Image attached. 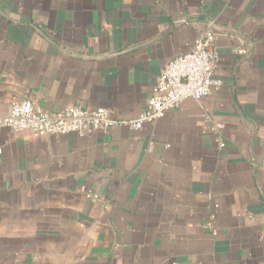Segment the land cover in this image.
<instances>
[{
	"label": "crops",
	"instance_id": "0c3cea01",
	"mask_svg": "<svg viewBox=\"0 0 264 264\" xmlns=\"http://www.w3.org/2000/svg\"><path fill=\"white\" fill-rule=\"evenodd\" d=\"M206 27L223 85L199 101L139 130L1 129L0 264H264V0H0V113L134 118Z\"/></svg>",
	"mask_w": 264,
	"mask_h": 264
},
{
	"label": "built area",
	"instance_id": "2783aa9c",
	"mask_svg": "<svg viewBox=\"0 0 264 264\" xmlns=\"http://www.w3.org/2000/svg\"><path fill=\"white\" fill-rule=\"evenodd\" d=\"M216 33L211 27L204 28L193 47L170 59L155 77L152 92L146 106L137 116L123 119L111 110L98 107L69 105L56 113L35 107L30 99L13 101L6 113H0V131L7 128L14 132L27 131L33 136L77 133L81 136L90 131L107 133L119 125L133 130L141 129L145 123L161 118L167 111L178 108L185 99L196 101L219 91L223 81L217 76L220 59L214 48ZM237 52L243 53V47ZM209 122V117H207ZM224 125L210 122L209 130L217 134L218 144L224 142L220 133ZM3 146L0 142V155ZM215 232V231H214Z\"/></svg>",
	"mask_w": 264,
	"mask_h": 264
}]
</instances>
